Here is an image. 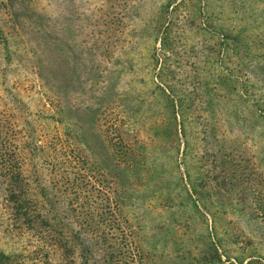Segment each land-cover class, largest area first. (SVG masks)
Masks as SVG:
<instances>
[{"label":"rangeland","instance_id":"374dc122","mask_svg":"<svg viewBox=\"0 0 264 264\" xmlns=\"http://www.w3.org/2000/svg\"><path fill=\"white\" fill-rule=\"evenodd\" d=\"M5 264H264V0H0Z\"/></svg>","mask_w":264,"mask_h":264},{"label":"trees","instance_id":"16d2710c","mask_svg":"<svg viewBox=\"0 0 264 264\" xmlns=\"http://www.w3.org/2000/svg\"><path fill=\"white\" fill-rule=\"evenodd\" d=\"M3 260H4V256L1 255V256H0V264H5Z\"/></svg>","mask_w":264,"mask_h":264}]
</instances>
